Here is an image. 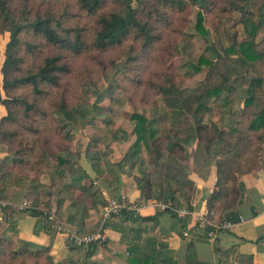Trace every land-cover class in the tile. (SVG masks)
Here are the masks:
<instances>
[{"label": "trees", "instance_id": "1", "mask_svg": "<svg viewBox=\"0 0 264 264\" xmlns=\"http://www.w3.org/2000/svg\"><path fill=\"white\" fill-rule=\"evenodd\" d=\"M107 1L77 0L80 9L95 19V27L90 35L91 45L105 48L133 38L140 40L142 47L147 51L158 43L159 35L154 31L152 22L148 20L153 13L144 16L134 5L137 0H113V8L103 12ZM156 1L160 6L174 8L179 6L183 8L187 4L185 0ZM192 1L207 9H212L211 6L214 4L213 0ZM228 2L230 7L223 8V11L240 13L236 22L243 25L245 36L239 38L235 32L231 34L232 42L228 46L209 45L207 47L209 54L201 55L198 62L185 64L193 74L203 75L196 87L189 89L185 85L186 78L177 80L176 77H168L164 84L158 86L157 92L162 96L165 106L160 115L148 117L144 113L133 112L130 118L135 123L134 155H137L144 146L148 152L149 163L159 168L168 180L157 185V189L154 187L155 179L151 174L145 177L142 191L146 199L156 197L165 201L172 200L178 206H182L176 197L177 189L172 187L171 182L184 184L185 180L172 163L180 164L182 160L188 158L186 145L195 137L205 149L207 163L210 162L211 156L219 155L215 164L216 181L207 201L205 217L212 219L213 214L218 213L222 220L236 222L240 215H236L234 211L242 203L246 191L241 175L255 167L264 141V77L255 67L258 61L264 60V51L255 40L258 23L249 9L250 0ZM161 15L164 16V13L161 12ZM65 21L63 15L50 10L33 11L26 5L19 6L16 0H0V43L1 35L4 32L10 33L1 64L3 77L0 79V106H5L8 112L0 121V138L13 136V132L6 124L19 121L15 106H25L26 111L34 107L28 99L14 96L12 92L24 88L29 89L35 97H39L45 93L46 87L59 85L61 74L67 70L64 61L66 54L80 53L85 47L90 46L85 39L84 28L68 26ZM197 27L204 31L202 11L198 12ZM41 41L53 50L43 52L40 48ZM168 54L166 58L168 61L178 56V52L175 51ZM168 63L173 65L171 60ZM238 100L244 103L239 112L234 109ZM59 113L70 122L78 121L79 117L85 118L80 110L69 108L65 100L59 106ZM226 116L230 118L227 120ZM166 148L169 150L168 157L171 161L169 163L161 162ZM28 150L35 153L36 145L22 144L17 148L19 153ZM57 160L58 174L65 176L66 171L62 167L69 160L62 155H58ZM69 172L77 181L84 177L75 166L70 168ZM5 177L6 172L0 170V199L5 188ZM192 184L191 181L187 182L188 189H191ZM186 206L193 210L190 202L187 201ZM9 208L12 207L6 205L3 212ZM46 210L53 211L49 208L39 209L34 204L24 211L41 213L46 218ZM125 213L138 216L135 210L130 209H123L120 215ZM172 213L178 216L175 212ZM3 227L4 225L0 223V229ZM205 229L209 230L210 226ZM3 240L4 238L0 236V254ZM23 253L42 255V250L36 252L23 250ZM141 261L148 264L159 263L153 256L147 255L141 258ZM194 264L206 263L195 259Z\"/></svg>", "mask_w": 264, "mask_h": 264}, {"label": "rangeland", "instance_id": "2", "mask_svg": "<svg viewBox=\"0 0 264 264\" xmlns=\"http://www.w3.org/2000/svg\"><path fill=\"white\" fill-rule=\"evenodd\" d=\"M185 1L187 4L183 8L160 6L156 0L134 2L144 16L153 13L148 20L159 35L158 43L145 51L141 41L133 38L105 48L91 45L90 35L95 19L80 9L77 0H16L19 6L26 5L33 11L50 10L63 15L68 26L83 27L90 46L80 53H67L64 59L67 70L61 74L59 85L46 87L45 93L39 97L24 88L12 92L14 96L28 99L34 107L26 111L25 106H15L19 121L6 124L13 136L0 138V152L3 154L0 170L6 172L2 200H10L22 189L25 198L21 202L28 200L33 204H42L43 200H49L55 186H68L72 178L69 169L73 166L82 174L84 168L94 161L99 173V165L105 163L110 155H121L126 149L133 152L135 123L130 116L139 112L153 117L163 112L165 106L157 92L158 86L164 84L168 77H176L177 80L186 78L185 85L189 89L196 87L203 75L193 74L185 64L198 62L201 55L209 54V45L228 46L232 42L231 34L235 32L239 38L245 36L243 25L236 22L240 13L223 11V8L230 7L229 0H213L212 9L194 4L192 0ZM113 2L108 0L102 11L111 10ZM199 11L204 15V31L197 27ZM9 38V32L1 35L0 79L3 77L1 64ZM40 48L45 53L53 50L42 41ZM170 51L178 52V56L169 59L173 65L166 59ZM63 100L69 108L80 110L85 118L79 117L76 122L65 120L59 113ZM237 103L236 106H239ZM5 112H8L6 108ZM21 143L36 145L35 153L30 150L19 153L17 148L21 147ZM166 151L169 150L166 148ZM139 153L140 157L146 155L148 158L144 146ZM58 155L69 160L62 167L66 171L65 176L58 174ZM137 160H140L141 166H146L145 159ZM147 168H152V165L148 164ZM85 182L87 186L93 185L89 180ZM79 186L84 189L83 184ZM0 236L4 238L0 264L43 262L44 254L23 253L5 234L4 227L0 229Z\"/></svg>", "mask_w": 264, "mask_h": 264}, {"label": "crops", "instance_id": "3", "mask_svg": "<svg viewBox=\"0 0 264 264\" xmlns=\"http://www.w3.org/2000/svg\"><path fill=\"white\" fill-rule=\"evenodd\" d=\"M249 9L258 23L255 40L264 51V0H250ZM255 67L264 77V60L258 61ZM237 102L239 106L235 103L234 109L239 112L244 103ZM5 114V106L1 105L0 121ZM186 147L188 158L180 164H172L187 187L183 183L171 182L172 187L177 189L176 197L180 204L187 207L188 201L193 206V210H189L184 217L159 210L154 203L156 197L145 198L142 191L145 177L151 174L157 189V185L168 180L159 168L149 163L146 155L140 157L141 153L134 155V151L126 149L123 154L110 155L111 158L100 164L101 172L96 170L94 161L90 162L84 168L81 180L70 178L69 183H74V186L68 184L65 188L63 184H58L49 195V200H43L42 204L34 203L39 209H52L81 232L97 228L109 198L122 195L127 202L138 204L135 210L137 217L125 213L108 220L106 244L88 247L70 244L41 213L34 214L15 207L25 198L22 189L7 201L12 208L4 211L2 224L5 234L21 250H42L44 259L40 264H148L141 261L146 255L153 256L158 264H194L195 259L206 264H264V141L255 167L241 175L246 191L242 203L234 212L243 216L244 220L219 231L215 241L208 240L202 218L216 181L215 164L219 155L211 156L207 163L205 149L195 137ZM168 156L169 151L164 150L161 162H171ZM1 157L3 154L0 152ZM138 158L145 159L146 166L142 167ZM148 164L152 168H147ZM91 179L93 185L87 186L85 181L90 182ZM188 181L193 183L191 189H188ZM81 184L84 189H80Z\"/></svg>", "mask_w": 264, "mask_h": 264}, {"label": "built area", "instance_id": "4", "mask_svg": "<svg viewBox=\"0 0 264 264\" xmlns=\"http://www.w3.org/2000/svg\"><path fill=\"white\" fill-rule=\"evenodd\" d=\"M154 203L159 210L175 212L178 216L184 217L189 213L187 207L178 206L172 200L165 201L163 199H156ZM6 205H9L7 201L0 199V223L4 222L3 208ZM31 206L32 203L28 200L15 205L19 210H25ZM138 207V204L127 202L126 197L122 195L109 198L106 205L103 207L97 228L87 232H81L71 227L55 211L46 210L45 213L47 215L46 220L51 227L63 234L70 244L79 247H88L92 244H106L108 242V235L106 233V224L108 220L115 216H119L123 209L137 210ZM239 220L243 221L244 217L240 216ZM234 223L235 222L228 219L222 220L218 213H214L212 219L206 218L205 216L202 218L203 226L205 228L210 226V229L206 230L209 241H215L219 231L231 228ZM185 235H188V232H185Z\"/></svg>", "mask_w": 264, "mask_h": 264}]
</instances>
